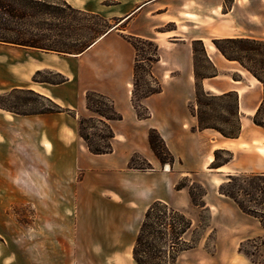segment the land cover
<instances>
[{
    "label": "crops",
    "instance_id": "1",
    "mask_svg": "<svg viewBox=\"0 0 264 264\" xmlns=\"http://www.w3.org/2000/svg\"><path fill=\"white\" fill-rule=\"evenodd\" d=\"M55 1L61 2L62 8L47 2V8L38 11L39 16L34 8L33 47L3 46L0 91L31 90L72 111L39 114V120L27 121L39 128L41 123L45 125L50 159H70L72 174L78 177L73 187L76 204L104 205L107 210L104 225L92 233L96 243L56 245L39 248L38 252L35 249V263L136 264L129 256L125 262L120 261L121 255H129L134 242L127 238L128 224L144 217L155 201L186 213L191 206L189 188L178 189L177 185L183 178L207 170L211 172L204 201L211 214L207 226L211 230L202 236L198 247L188 251L204 247L210 233H214L215 253L211 259L218 260L211 264H254L239 248L247 241L264 237V227L220 194L219 187L230 176L264 174V128L254 122L264 100V86L239 62L225 58L214 42L264 41V0ZM130 37L153 41L159 47L160 57L151 72L161 83L162 91L142 99L150 114L147 119L138 117L132 103L136 50ZM194 41L204 45L206 74L200 75ZM10 46L15 47V55L9 54ZM45 71L64 81H34V76ZM196 77L206 93L237 96V138L198 128V119L192 112ZM88 91L110 98L123 116L122 120L109 122L115 135L111 153L92 154L78 134L80 116L91 113L86 106ZM152 128L174 155L173 169L170 164L161 165L152 151L148 139ZM219 150L231 153L232 159L211 169ZM135 155L153 168H130ZM80 235L77 231L76 237L81 238ZM3 251L1 248L0 264L7 261ZM261 253L264 256V246ZM46 254L50 255L49 260L44 258ZM81 256H86L87 261L82 262Z\"/></svg>",
    "mask_w": 264,
    "mask_h": 264
},
{
    "label": "rangeland",
    "instance_id": "2",
    "mask_svg": "<svg viewBox=\"0 0 264 264\" xmlns=\"http://www.w3.org/2000/svg\"><path fill=\"white\" fill-rule=\"evenodd\" d=\"M47 2L58 4L60 8L63 5L55 0L37 2L35 5L37 16H39L38 11L47 6ZM28 4L22 0L18 7L27 10ZM29 20L32 22V18ZM30 21L27 19L18 21L4 16L2 24L4 28L17 27L20 32H25L30 27L28 25ZM3 46L6 45L0 43V56L4 52ZM139 47L140 61L144 70L139 76L138 99L142 102L143 94L156 89L157 83L146 73L148 68L143 60L152 53V48L145 43H139ZM226 47L233 55L241 57L246 66L257 70L264 78V45L235 43ZM13 48L15 47L10 46V55L16 54ZM196 49L200 51V45H196ZM198 62L201 67L200 75L206 74L208 66L199 55ZM40 79L59 81L61 78L57 74L45 71L40 74ZM201 102V112L208 123L227 130L236 128V119L223 110L222 102L206 97H201ZM0 106L3 107L0 108V249L4 250L3 257L7 260L4 264H36L34 250L38 252L39 248L44 250L56 245L75 246L78 243H96L92 233L104 225L103 217L107 207L76 204L73 187L78 177L75 178L72 174L70 159L66 161L50 159L47 150L51 145L48 142L45 125L41 123L39 128L27 121L39 120L41 116L38 115L52 109L53 104L31 90H12L0 91ZM228 108L231 111L234 109L232 103ZM92 114V112L86 113L80 118H91ZM258 119L264 123V111ZM83 132L95 146H105L108 132L95 119L83 126ZM227 157L226 153L219 155L222 160ZM145 163L146 161L140 156L134 158V165L137 167H143ZM210 172L206 170L183 178L181 181L192 189L196 203L200 202ZM192 181L195 182L194 185H191ZM190 202L191 206L185 212L194 224L187 235V240L190 243L200 244L202 236L211 230L207 228L210 225V213L207 209L194 206L192 200ZM142 220L143 217H137L134 222L128 224L130 230L127 238H133L135 242ZM77 231L81 232V238L76 237ZM260 245L261 239L247 241L243 243L242 254L254 264H264ZM132 250L133 246L129 250V255L120 256L122 263L128 256L133 257ZM214 253L215 234L210 233L204 247L197 251L181 253L177 264H211L210 262L218 260L211 259ZM81 257L82 262L87 261L84 258L86 256ZM44 258L49 260L50 255L46 254Z\"/></svg>",
    "mask_w": 264,
    "mask_h": 264
},
{
    "label": "trees",
    "instance_id": "3",
    "mask_svg": "<svg viewBox=\"0 0 264 264\" xmlns=\"http://www.w3.org/2000/svg\"><path fill=\"white\" fill-rule=\"evenodd\" d=\"M20 1L22 0H0V43L1 44H11V45H21L33 47L34 42L32 38L31 31V19L33 17V10L35 8V0H23L28 2L27 10H22L18 7ZM47 8V6H44ZM4 16H7L13 20H28L29 29L25 32H20L16 28H4L2 21ZM129 42L133 45L136 50V59L134 65V82H133V95L132 103L140 119H147L150 114L148 109L145 108L138 99V82L139 76L143 69L140 61L141 49L139 43H145L152 48V53H150L143 60L146 62L147 70L146 73L153 78L157 83V88L145 92L142 96L143 98L149 97L151 95L160 93L162 91L161 83L154 78L151 72V67L153 63L157 62L159 59V47L150 40H144L140 38L130 37ZM216 48L222 53V55L228 60L239 62L246 70H248L253 76H255L264 86V78L258 73L257 70L246 66L241 59V57L233 55L226 45L235 43H252L264 45V41H257L252 39H223L216 40ZM196 45H200L201 50L196 49ZM194 56L196 59L198 55L202 58L206 56L204 45L201 41H194L193 44ZM34 81L37 82H47L52 84H58L63 82V79L59 81L42 80L40 79V74L34 76ZM35 93V92H34ZM37 94V93H36ZM38 95V94H37ZM40 96V95H39ZM42 97V96H41ZM201 97L210 98L212 100L220 101L224 104L223 110L228 112L232 117L236 119L237 126L234 130H227L220 127L219 125L210 124L207 122L204 114L201 112ZM97 99V102H95ZM49 100V99H48ZM53 104V108L41 112L40 114L47 113H61L68 112L72 113L71 110H66L59 105ZM232 103L233 110H229V105ZM86 106L87 109L92 112L94 117L91 118H80L78 123V134L85 141L89 151L95 155L108 154L113 151L112 140L115 137L114 131L109 125L110 121L122 120L123 116L118 113L115 109L113 101L97 92L88 91L86 93ZM106 107V108H104ZM0 108H3L0 106ZM264 111V100L258 110L257 115L254 118V122L264 128V123L259 121L260 115ZM192 112L198 119V128L200 130L213 129L219 132L226 138H237L240 133V117L238 113L237 96L233 93L225 94L223 96H214L206 93L199 83V78L196 77V97L195 103L192 107ZM95 121L103 125L107 132V142L105 146L97 147L89 139V137L83 132V126L90 122ZM104 139V138H103ZM149 144L154 152L155 156L159 160L161 165L170 164L172 169L176 163L174 155L168 149L165 141L159 134V132L152 128L149 130L148 134ZM105 140V139H104ZM221 153H226L228 157L224 160L219 158ZM138 156L135 155L130 163L129 167L139 170H149L152 169V165L147 162L143 167H137L134 165V158ZM232 159V154L227 151H216L215 160L210 166L211 169H218L219 167L230 162ZM195 182H191V185ZM187 187V185L181 182L177 185L178 189ZM203 187V185H202ZM190 197L192 203L196 207L205 209L206 203L204 197L206 195V189L203 187V194L199 203H196L193 199L192 189H189ZM220 194L233 200L242 212L255 217L261 225L264 227V174L263 175H243V176H230L229 180L223 183L219 188ZM211 220V214H210ZM193 222L186 213L171 207L169 204L163 201L153 202L146 210L141 225L139 227L134 245H133V259L136 264H177L178 258L181 253L192 250L198 247L199 243H190L187 240V235L192 229ZM261 239V247L264 246V237ZM255 240V239H254ZM257 240V239H256ZM243 244L240 246L239 251L243 253ZM254 263V262H253Z\"/></svg>",
    "mask_w": 264,
    "mask_h": 264
}]
</instances>
